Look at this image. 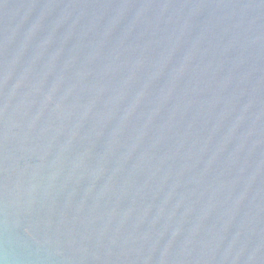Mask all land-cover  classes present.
Listing matches in <instances>:
<instances>
[{
    "label": "water",
    "instance_id": "1",
    "mask_svg": "<svg viewBox=\"0 0 264 264\" xmlns=\"http://www.w3.org/2000/svg\"><path fill=\"white\" fill-rule=\"evenodd\" d=\"M0 264H264V0H0Z\"/></svg>",
    "mask_w": 264,
    "mask_h": 264
}]
</instances>
